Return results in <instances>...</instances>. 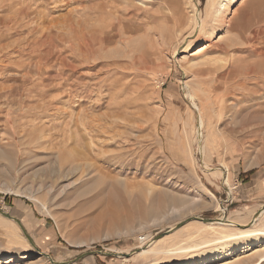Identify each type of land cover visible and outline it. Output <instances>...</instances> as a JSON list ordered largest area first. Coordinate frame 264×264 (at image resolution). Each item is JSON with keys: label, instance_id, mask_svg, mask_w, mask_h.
I'll return each instance as SVG.
<instances>
[{"label": "rangeland", "instance_id": "obj_1", "mask_svg": "<svg viewBox=\"0 0 264 264\" xmlns=\"http://www.w3.org/2000/svg\"><path fill=\"white\" fill-rule=\"evenodd\" d=\"M263 72L264 0H0V264H264Z\"/></svg>", "mask_w": 264, "mask_h": 264}, {"label": "bare ground", "instance_id": "obj_2", "mask_svg": "<svg viewBox=\"0 0 264 264\" xmlns=\"http://www.w3.org/2000/svg\"><path fill=\"white\" fill-rule=\"evenodd\" d=\"M221 2V1H220ZM221 4V6H225L226 4L225 3H220ZM255 69V68H254ZM259 73V72H258ZM258 73H256V74H258ZM261 75H263L264 76V72L263 73H260V75L259 76H261ZM256 81H258V80H256L255 79V82ZM258 83V82H257ZM254 89H256V88H254ZM252 90V89H251ZM252 93L253 94H258V95H262L263 93H258V90H252ZM1 156H4L3 155V152H0V157ZM54 168V167H53ZM74 168H76V167H74ZM55 170V169H54ZM7 177V173L4 171V169H2V168H0V177ZM2 190L3 191H8L9 190V188H2ZM1 190V191H2ZM126 194V193H125ZM164 198H166V197H164ZM172 200V199H171ZM166 201V200H165ZM173 201V200H172ZM124 202V201H123ZM125 202H126V206H127V208L130 210V209H134V208H137L136 206H138V205H136V203H134V202H132L131 200H130V198H129V196H127L126 197V200H125ZM124 202V203H125ZM109 206V205H108ZM125 206V207H126ZM112 207V206H111ZM125 210H126V208H125ZM128 211V210H127ZM131 211V210H130ZM159 211V210H158ZM262 211H264V208H262V209H260V212H259V215H260V213L262 212ZM112 214V213H111ZM258 215V216H259ZM258 216H255V217H253L252 218V222H250V223H254L255 221H256V218L258 217ZM117 218H118V216H116ZM97 221V220H96ZM197 221H200V220H197ZM98 222V221H97ZM201 222H204V221H201ZM205 222H208V225H213V224H218V225H231V226H234V225H236V224H238V223H236L235 221H233V220H229V219H227V218H224V217H222V218H216V219H214V220H212V221H205ZM121 223V222H120ZM251 226V225H250ZM260 234H262V233H260V232H256V234H253L254 236V240H255V242H256V244H247V245H244L243 246V249H241V250H243L242 252L244 253L245 251H250V250H254L253 252H256V251H259L260 249L259 248H261V247H264V244H259V235ZM252 237V238H253ZM154 240H156V239H154ZM151 242V241H150ZM154 243V242H153ZM151 245L152 244H148L145 248H141V250L138 252V255H145V254H149V253H156L157 251L156 250H152L151 249ZM242 248V247H241ZM261 253V252H260ZM224 255V254H223ZM220 259H219V256H214V257H212V258H205V259H200V260H195V258L194 257H190V258H186V259H184V260H182V264H212L214 261H219ZM230 260V259H229ZM10 261V259L8 258V260L6 261V262H9ZM228 260H226V261H224V262H220V263H218V264H235L234 262H227ZM180 263V264H181ZM162 264H166V263H162ZM174 264H178V263H174Z\"/></svg>", "mask_w": 264, "mask_h": 264}, {"label": "water", "instance_id": "obj_3", "mask_svg": "<svg viewBox=\"0 0 264 264\" xmlns=\"http://www.w3.org/2000/svg\"><path fill=\"white\" fill-rule=\"evenodd\" d=\"M262 209V208H261ZM259 212H260V210L258 211V213H257V215H255V216H258L259 215ZM5 217H7V218H12L10 215H7V214H5V213H3V212H1ZM254 216V217H255ZM199 220H201V221H204V219H202V218H198ZM208 221H212L211 219H209ZM205 222V221H204ZM99 253H101V254H104V255H112V256H115V257H129L130 256V253H121V252H114V253H110V252H101V251H99ZM86 254H89V252L88 253H86Z\"/></svg>", "mask_w": 264, "mask_h": 264}]
</instances>
